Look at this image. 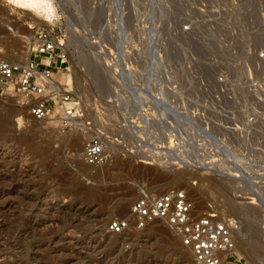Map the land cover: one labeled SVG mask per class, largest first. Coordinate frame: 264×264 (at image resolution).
<instances>
[{"label":"built area","instance_id":"2783aa9c","mask_svg":"<svg viewBox=\"0 0 264 264\" xmlns=\"http://www.w3.org/2000/svg\"><path fill=\"white\" fill-rule=\"evenodd\" d=\"M135 15L141 46L127 29V62L119 51L117 71L132 93L106 101L121 114L119 128L104 120V107L90 116L65 81L69 51L57 23L25 35V60L0 57V93L16 97L37 121L56 119L62 132L88 135L82 157L89 166L133 154L191 175L189 187L139 185L130 216L109 221V232L160 222L190 249L194 264H242L233 252L239 219L219 215V202L199 213L192 184L200 176L225 180L237 203L264 211V0H146ZM130 48L144 54V84Z\"/></svg>","mask_w":264,"mask_h":264},{"label":"rangeland","instance_id":"374dc122","mask_svg":"<svg viewBox=\"0 0 264 264\" xmlns=\"http://www.w3.org/2000/svg\"><path fill=\"white\" fill-rule=\"evenodd\" d=\"M52 3L50 19L44 13L13 11L9 0H0V57L25 60V35L59 24L70 59L66 81L75 86L90 116L104 107V120L119 128L121 114L106 101L111 93H132L117 72L119 51L125 64L127 29L133 46H141L136 27L142 22L135 14L144 10L146 0ZM130 49L144 84V54ZM87 138L81 130L62 132L56 119L35 120L16 97L0 93V264H194L189 249L163 223L120 234L107 229L112 219L130 216L139 185L189 187L191 175L143 163L133 154L89 166L82 157ZM129 149H136L133 143ZM197 181L192 195L198 212H212L211 206L221 203L219 215L239 219L238 260L264 264V211L237 203L225 180L200 176Z\"/></svg>","mask_w":264,"mask_h":264},{"label":"bare ground","instance_id":"6f19581e","mask_svg":"<svg viewBox=\"0 0 264 264\" xmlns=\"http://www.w3.org/2000/svg\"><path fill=\"white\" fill-rule=\"evenodd\" d=\"M9 5H11V9L13 11H16V10L20 11L21 10V11L26 12V13H28V12L29 13L30 12H35V13H38V14L44 13L50 19L53 18V15L55 14V9H54V5L52 3V0H9ZM19 13H21V12H19ZM68 73H69V71L65 73V76L68 75ZM66 80H67V78H65V81ZM178 173H181V171H178ZM249 207L254 208V207H252L250 205H249ZM238 230H239V227L234 232V240H235V234H237ZM248 241L250 242L249 243L250 252H254V245L251 242L252 239L248 238ZM241 246H242L241 244L239 245V248H237L235 246V248L233 249V252H235L237 254H240L241 253L240 249L242 248ZM189 251H190V249H189ZM228 252H230V251H228ZM226 254H227V252H226ZM191 255H192V253H191ZM239 258H240V256H239Z\"/></svg>","mask_w":264,"mask_h":264},{"label":"crops","instance_id":"0c3cea01","mask_svg":"<svg viewBox=\"0 0 264 264\" xmlns=\"http://www.w3.org/2000/svg\"><path fill=\"white\" fill-rule=\"evenodd\" d=\"M68 76H71V74L68 73L67 77H68ZM67 79H68V78H67Z\"/></svg>","mask_w":264,"mask_h":264}]
</instances>
